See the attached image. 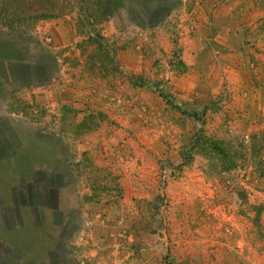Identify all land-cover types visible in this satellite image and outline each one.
Wrapping results in <instances>:
<instances>
[{
  "label": "rangeland",
  "instance_id": "rangeland-1",
  "mask_svg": "<svg viewBox=\"0 0 264 264\" xmlns=\"http://www.w3.org/2000/svg\"><path fill=\"white\" fill-rule=\"evenodd\" d=\"M65 1L0 0V264H264V0H122L103 72Z\"/></svg>",
  "mask_w": 264,
  "mask_h": 264
},
{
  "label": "trees",
  "instance_id": "trees-1",
  "mask_svg": "<svg viewBox=\"0 0 264 264\" xmlns=\"http://www.w3.org/2000/svg\"><path fill=\"white\" fill-rule=\"evenodd\" d=\"M4 3L6 11L16 19L13 24L17 25L22 32L31 29L39 21L54 19L68 5L65 0H4ZM74 3L77 7L74 30L77 36L82 37L77 48L82 53L87 48L91 50L88 53H92V55L86 62V68L90 72L95 71V69L97 72H103L101 68L108 67L110 59L98 29L101 24L122 8V0H74ZM177 64L181 65V62L179 61ZM259 142L252 141V155H257L261 146ZM228 152L230 153L228 144L204 138L198 153L203 155L215 154L224 159L227 158ZM231 160L227 162L229 169L236 166Z\"/></svg>",
  "mask_w": 264,
  "mask_h": 264
}]
</instances>
